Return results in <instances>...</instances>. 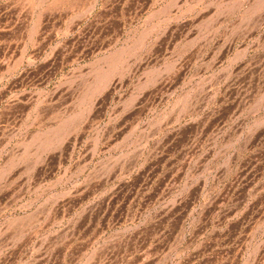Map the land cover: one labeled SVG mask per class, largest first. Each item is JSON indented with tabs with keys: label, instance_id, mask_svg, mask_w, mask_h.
<instances>
[{
	"label": "rangeland",
	"instance_id": "rangeland-1",
	"mask_svg": "<svg viewBox=\"0 0 264 264\" xmlns=\"http://www.w3.org/2000/svg\"><path fill=\"white\" fill-rule=\"evenodd\" d=\"M260 208L264 0H0V264H264Z\"/></svg>",
	"mask_w": 264,
	"mask_h": 264
},
{
	"label": "crops",
	"instance_id": "crops-1",
	"mask_svg": "<svg viewBox=\"0 0 264 264\" xmlns=\"http://www.w3.org/2000/svg\"><path fill=\"white\" fill-rule=\"evenodd\" d=\"M3 181H5V180L3 179ZM263 213H264V209L260 208L259 210L252 212L251 215L252 214H263ZM262 222L261 223L259 222V223L262 225ZM256 225H257V221L253 222L252 217H251V220H250V227H251L250 240H254L256 238V228H257Z\"/></svg>",
	"mask_w": 264,
	"mask_h": 264
}]
</instances>
